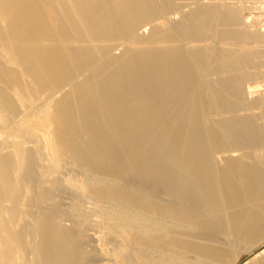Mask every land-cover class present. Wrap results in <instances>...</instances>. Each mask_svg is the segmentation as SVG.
I'll return each mask as SVG.
<instances>
[{"label":"bare ground","instance_id":"bare-ground-1","mask_svg":"<svg viewBox=\"0 0 264 264\" xmlns=\"http://www.w3.org/2000/svg\"><path fill=\"white\" fill-rule=\"evenodd\" d=\"M246 1L0 0V264H99L88 213L127 264H264Z\"/></svg>","mask_w":264,"mask_h":264},{"label":"rangeland","instance_id":"rangeland-1","mask_svg":"<svg viewBox=\"0 0 264 264\" xmlns=\"http://www.w3.org/2000/svg\"><path fill=\"white\" fill-rule=\"evenodd\" d=\"M230 1L231 0H229V2ZM243 4H242V7L244 8L243 9L244 10L243 16L247 19H250L249 20L250 22L258 23L260 26V27L258 26L259 28H262V26L264 28V0L246 1ZM182 5H183V7L187 6L186 3H182ZM187 8H188V6L184 9H187ZM165 21H167V20L165 18H162L161 20H158L157 22L161 24V23H165ZM150 28H151V24L145 25L140 29V31L143 32L144 29L150 30ZM147 30H146V32L149 31V30L148 31ZM117 43H119V44H117ZM117 43H115L116 46L113 50V52L116 54H118V51H119V53H121L124 49V45H123L122 41L117 42ZM256 85H260L258 87L257 94L264 95V81L262 80L259 82H255V81H249L248 82V86L254 87ZM258 113L261 115V118H262V121L264 124V106L260 109V111ZM3 130H4V128L0 127V141H3L4 136H5V133L3 132ZM8 139L10 141L9 144L11 145L12 144L11 136H8ZM78 203H79L78 196L73 195L71 192L59 193V195L54 199V201L52 203L53 206H58V208L60 209L62 216H63V222L65 224H67V227H69V228H72V227L75 228L77 226V223L81 221V218L79 215ZM87 215H88L87 217H89L88 219L89 220L91 219V223H89L88 226L86 227V231H87V233L92 232L88 235L95 234L98 236V239L95 242H91L92 244L90 243V245L88 244L89 248L91 250L95 249L94 251L101 253L100 255H98L99 258L101 257L100 262L98 261V263L99 264H103V263L104 264H118V263L119 264L120 263L121 264H125V263L127 264V260H129L128 255H127V250L122 249V247L120 245H118V243H114V242L111 243L108 241V240H110V238H114V236L113 235H112V237L109 236L110 233H109L108 229L105 228L106 226L104 224H102L103 223L102 220L100 222H98L100 219L98 220L92 213H90V214L88 213ZM95 218H96V221H95ZM99 225H101V226H99ZM102 225H104V228L102 227ZM104 231H106V232H104ZM104 233H105V237L108 234L109 239H108V237H106L108 240L104 237ZM100 238H101V240H100ZM103 239H106V240L104 241ZM97 242H98V244H97ZM103 243H104V245H103ZM94 244H95V246H94ZM99 244H100V246H99ZM96 245H98V246L96 247ZM249 257L250 256L246 257L244 260H247V258H249ZM116 258H118V259L116 260ZM106 259H108V261ZM117 261H119V262H117Z\"/></svg>","mask_w":264,"mask_h":264}]
</instances>
